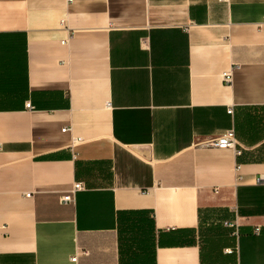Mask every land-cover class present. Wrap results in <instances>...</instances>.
<instances>
[{"label": "crops", "instance_id": "obj_1", "mask_svg": "<svg viewBox=\"0 0 264 264\" xmlns=\"http://www.w3.org/2000/svg\"><path fill=\"white\" fill-rule=\"evenodd\" d=\"M0 145V264H264V0H0Z\"/></svg>", "mask_w": 264, "mask_h": 264}, {"label": "built area", "instance_id": "obj_2", "mask_svg": "<svg viewBox=\"0 0 264 264\" xmlns=\"http://www.w3.org/2000/svg\"><path fill=\"white\" fill-rule=\"evenodd\" d=\"M69 39H71L70 36H68L66 39L62 40L61 45H67ZM220 79L222 80V82H224L225 84L230 85L233 81L232 79V70L230 71H225L223 72V74H221ZM27 108L31 109L30 104H27ZM228 113L232 114V109L228 108ZM65 130H62V132L65 133ZM202 147H213V148H217L220 150H225V149H230L231 151H233L235 157H238L241 155V149L238 146V143L236 141V136H235V131L234 129H228L225 130L223 133L219 134L218 136H215L213 138H209L203 142L200 143ZM1 148V145H0ZM239 171V166H236L234 169V174L237 175ZM237 181H240L241 179L238 177L237 175ZM255 184H264V175H259V177L254 180ZM84 189V184L83 183H76L73 187V189L70 192H67V194H65L60 202L62 204H67L70 202H73L74 200V193L77 191H82ZM25 197L30 198V193H26L24 194ZM226 226L229 227H234V225L232 223H227ZM257 232V230H256ZM87 251H81V252H77L75 255H73L70 259L72 262H77L78 261V257L79 256H84L87 255Z\"/></svg>", "mask_w": 264, "mask_h": 264}]
</instances>
